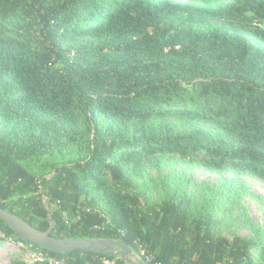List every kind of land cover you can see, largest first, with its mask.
Returning a JSON list of instances; mask_svg holds the SVG:
<instances>
[{
    "label": "trees",
    "instance_id": "trees-1",
    "mask_svg": "<svg viewBox=\"0 0 264 264\" xmlns=\"http://www.w3.org/2000/svg\"><path fill=\"white\" fill-rule=\"evenodd\" d=\"M167 157L264 181V0H0V207L148 264H264V222L218 228L241 205L231 183L193 199L164 178L153 198Z\"/></svg>",
    "mask_w": 264,
    "mask_h": 264
},
{
    "label": "rangeland",
    "instance_id": "rangeland-1",
    "mask_svg": "<svg viewBox=\"0 0 264 264\" xmlns=\"http://www.w3.org/2000/svg\"><path fill=\"white\" fill-rule=\"evenodd\" d=\"M184 128V126H183ZM165 162L159 167H153L149 171L155 182L153 198H159L162 194L160 182L167 178L169 181L179 180L183 188L191 194L193 199L203 191L202 186L209 185L215 188H226L231 183L237 193H242L241 205L233 211L224 214L218 228L224 236L231 238L233 233L245 236L251 233L256 224L264 222V181L246 174H235L227 169L221 171H209L200 165L177 162L172 157L163 159ZM242 189L237 187V185ZM132 257L140 258L139 254L134 253ZM18 258L26 263L29 261L27 253L14 246L0 247V264H9L10 259ZM137 264V263H133Z\"/></svg>",
    "mask_w": 264,
    "mask_h": 264
},
{
    "label": "water",
    "instance_id": "water-1",
    "mask_svg": "<svg viewBox=\"0 0 264 264\" xmlns=\"http://www.w3.org/2000/svg\"><path fill=\"white\" fill-rule=\"evenodd\" d=\"M0 219L7 223L15 233L23 240L40 247L52 250L56 253H68L74 250L84 252H111L122 257L127 264H148L142 258H134V251L122 240L111 238H68L57 239L50 235L53 221L45 231H39L28 224L19 216L0 207Z\"/></svg>",
    "mask_w": 264,
    "mask_h": 264
},
{
    "label": "built area",
    "instance_id": "built-area-1",
    "mask_svg": "<svg viewBox=\"0 0 264 264\" xmlns=\"http://www.w3.org/2000/svg\"><path fill=\"white\" fill-rule=\"evenodd\" d=\"M0 241L5 244V247L14 246L18 248L19 250H22L23 252L27 253L29 257L28 263H32L35 261H40L43 259H48L49 262L54 264H62L63 260H57L53 257H47L44 253L33 250L30 246V244L25 243L23 240H15L11 236H6L5 233L0 229ZM95 264H114V261L109 259L106 256H103L100 258V260ZM160 264V263H158Z\"/></svg>",
    "mask_w": 264,
    "mask_h": 264
}]
</instances>
